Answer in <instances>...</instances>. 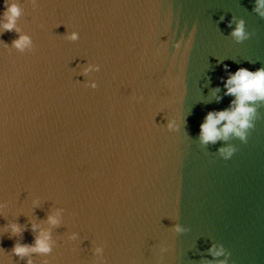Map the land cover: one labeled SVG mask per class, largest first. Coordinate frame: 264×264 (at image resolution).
<instances>
[{"label":"water","instance_id":"obj_1","mask_svg":"<svg viewBox=\"0 0 264 264\" xmlns=\"http://www.w3.org/2000/svg\"><path fill=\"white\" fill-rule=\"evenodd\" d=\"M9 3L22 15L4 30L0 0V264H264V101L246 143L200 141L206 115L234 106L229 75L264 67L255 0ZM241 19L253 35L237 43ZM42 232L50 252L12 253Z\"/></svg>","mask_w":264,"mask_h":264},{"label":"clouds","instance_id":"obj_2","mask_svg":"<svg viewBox=\"0 0 264 264\" xmlns=\"http://www.w3.org/2000/svg\"><path fill=\"white\" fill-rule=\"evenodd\" d=\"M32 3L35 5L36 0H32ZM4 7L5 22L2 25L3 29L19 32L16 22L22 15L21 7L17 3H9V0H4ZM262 7H264V0H255L253 11L264 18V11H261ZM235 19L234 17L233 20ZM228 26L232 27V21H229ZM251 35L253 33L245 31V21L242 19L236 23V27L231 32V36L237 43H242L244 40L249 39ZM77 38L76 33L71 35V39L75 40ZM30 43L31 40L27 35H21L17 40L13 41L14 46L21 50ZM227 68L228 66L225 65V71H227ZM93 87H96V85H93ZM225 87L227 88L226 95L236 97L232 102L234 106L219 112L212 111L206 115L203 123L200 124V141L203 145L215 144L218 140H227L233 135L239 137L245 143L247 142L246 132L253 127L252 118L256 113V108L253 105L256 101H264V67L254 72L245 67L239 68L234 74L229 75ZM233 151L234 149L231 147L222 148L220 149V155L227 160L232 156ZM49 220L53 224L57 223L53 217H49ZM10 227L13 233L21 231L19 225L12 224ZM35 228L36 225H33V230ZM176 231L181 232L183 229L176 225ZM49 240L50 235L47 232H42L36 238L34 245L16 243L12 253L21 259L33 252L48 253L51 251ZM222 254L223 249L215 252L214 255L219 256ZM28 264H33V262L29 260ZM221 264H225V262H221Z\"/></svg>","mask_w":264,"mask_h":264}]
</instances>
